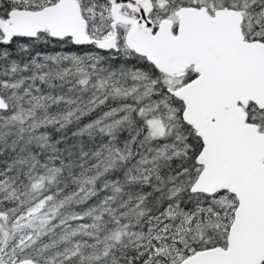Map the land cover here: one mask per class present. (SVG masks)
I'll return each instance as SVG.
<instances>
[{
  "label": "snow or ice",
  "instance_id": "obj_1",
  "mask_svg": "<svg viewBox=\"0 0 264 264\" xmlns=\"http://www.w3.org/2000/svg\"><path fill=\"white\" fill-rule=\"evenodd\" d=\"M0 264H264V0H0Z\"/></svg>",
  "mask_w": 264,
  "mask_h": 264
}]
</instances>
